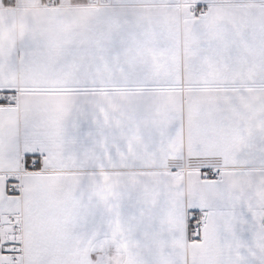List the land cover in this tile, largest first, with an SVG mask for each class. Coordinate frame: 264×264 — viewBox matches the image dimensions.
Listing matches in <instances>:
<instances>
[{
  "label": "snow or ice",
  "instance_id": "obj_1",
  "mask_svg": "<svg viewBox=\"0 0 264 264\" xmlns=\"http://www.w3.org/2000/svg\"><path fill=\"white\" fill-rule=\"evenodd\" d=\"M0 264H264V0H0Z\"/></svg>",
  "mask_w": 264,
  "mask_h": 264
}]
</instances>
